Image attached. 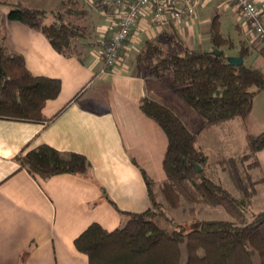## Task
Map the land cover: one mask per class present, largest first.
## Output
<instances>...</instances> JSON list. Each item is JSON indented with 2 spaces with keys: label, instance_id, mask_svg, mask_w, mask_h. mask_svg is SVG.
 <instances>
[{
  "label": "crops",
  "instance_id": "crops-1",
  "mask_svg": "<svg viewBox=\"0 0 264 264\" xmlns=\"http://www.w3.org/2000/svg\"><path fill=\"white\" fill-rule=\"evenodd\" d=\"M7 1L52 9L45 0ZM53 1L58 8L60 0ZM255 1L260 6L264 3ZM84 2L89 11L80 20H85L94 34L77 41L78 55L56 51L43 34L22 22L8 20L7 6L1 8L8 47L23 56L32 74L58 78L61 86L55 98L34 111L32 120L0 118V264H88L87 256L74 246L77 235L92 222L112 230L120 224L119 211L148 208V189L140 168L153 180L154 196L160 194L167 137L160 125L140 109L141 98L170 106L186 125L193 119L195 126L189 124V129H195L200 120L172 87L139 75L134 54L146 38L164 36L174 27L186 48H207L209 21L217 13L221 20L224 11L232 12L236 21V39L221 30L232 40L231 50L236 52L240 40L251 45L254 38L239 12L223 5L222 0H209L197 9L191 22L159 27L140 20L126 42L121 62L105 72L101 42L110 34L113 15L109 9H102L98 0ZM243 62L264 73V56L257 50L251 49ZM258 100L264 107V92L254 97L247 119L229 121L198 134V145L209 162L218 153H240L246 131L258 133L264 129V110L256 115ZM41 144L82 154L90 168L84 175L33 176L20 168L16 156ZM257 159L259 168L253 176L263 180L255 185L252 207L263 210L264 149L257 153Z\"/></svg>",
  "mask_w": 264,
  "mask_h": 264
},
{
  "label": "trees",
  "instance_id": "trees-1",
  "mask_svg": "<svg viewBox=\"0 0 264 264\" xmlns=\"http://www.w3.org/2000/svg\"><path fill=\"white\" fill-rule=\"evenodd\" d=\"M75 2L60 0L58 8L47 10L0 0V118L32 120L34 111L55 98L61 86L58 78L32 74L23 56L8 47L2 6L8 7V20L40 32L56 51L78 55L77 41L89 37L90 30L80 21L84 9L73 7ZM99 6L108 9L102 2ZM170 29L164 36L142 42L134 54L135 67L141 77L172 87L177 97L197 113L199 126L189 129L170 106L146 96L139 107L167 137L160 193L170 208L188 204L191 220L175 222L165 213L151 191L153 180L140 168L148 189V208L119 211L120 224L112 230L90 223L74 238V246L87 256L88 264H264V209L252 207L255 185L263 180L255 179L253 170L259 168L257 153L264 149V129L258 133L246 131L240 154L218 155L215 160L236 194L206 173L208 155L197 141L201 131L247 119L254 97L264 92V73L244 62H228L230 54L226 50L234 45L221 32L218 13L209 21L207 48H186L175 28ZM109 39L110 34L101 42L103 49ZM164 39L167 48L161 44ZM251 49L264 56V45L257 38L251 45L240 40L235 55L245 59ZM16 160L20 168L43 178L62 173L84 175L90 168L84 155L47 144L19 153ZM197 206L222 207L231 219H199Z\"/></svg>",
  "mask_w": 264,
  "mask_h": 264
},
{
  "label": "built area",
  "instance_id": "built-area-1",
  "mask_svg": "<svg viewBox=\"0 0 264 264\" xmlns=\"http://www.w3.org/2000/svg\"><path fill=\"white\" fill-rule=\"evenodd\" d=\"M209 0H102L113 15L110 39L102 51L103 71H112L123 59L126 42L140 20L159 27L192 21L197 9ZM244 19L254 38L264 45V3L255 0H222Z\"/></svg>",
  "mask_w": 264,
  "mask_h": 264
},
{
  "label": "rangeland",
  "instance_id": "rangeland-1",
  "mask_svg": "<svg viewBox=\"0 0 264 264\" xmlns=\"http://www.w3.org/2000/svg\"><path fill=\"white\" fill-rule=\"evenodd\" d=\"M45 2L47 3V5H48L49 8H52V9L55 8L56 9L57 5H54L55 2L53 0H45ZM72 6L75 7L76 9H80V10L84 9L85 13L86 12L88 13V11H89L88 10L89 7L84 2V0H77V2H75V3L72 4ZM7 9H8V7H7ZM196 13H197V11H196ZM222 14H223V16H222V18L220 20L221 21V30H222V32L225 35H228L231 38L236 39V32H235V23H236V21L234 20V15L230 11H224ZM80 21L82 23H85L86 24V21L85 20H82L81 19ZM89 30H90L91 35H93L94 34V31H91L90 28H89ZM162 39L163 38H161V40ZM161 44H162V46L164 48H167V46H168L166 39H164L163 41H161ZM75 50H77V52L80 53V50L78 48L76 49V46H75ZM226 51L230 55L231 54H235V50H226ZM255 108H256V115H260L261 112L264 110L263 101L262 100H258V102H256ZM193 121H194L193 119H191L190 121H187L188 122L187 123L188 125L189 124H192V125H190L191 128H194L192 126H195V123H196V122H193ZM188 125H186V126L188 128H190ZM198 126H196V128ZM240 153H238V154H240ZM218 155H223V154L218 153L216 155V157L213 160H211L212 162H209L208 161V165L206 166V173L213 180L221 182L225 187H227L229 190H231L232 192H234L236 194V191L234 190V187L232 186V184H231L230 180L228 179L227 175L225 173H222L220 171L219 167L215 164V160H216V158H217ZM223 156L224 157H228V156H225V155H223ZM253 172H254V170H253ZM155 198H156V200L158 202H160V204L162 206V209L165 211V213L170 218H172L175 222L188 223L191 220V217H190V215L188 214V212L186 210V208L189 206L188 204H186L184 208L174 209V208H170L167 205V203L164 201V198L161 195V193L160 194L159 193L156 194ZM197 208L199 209L198 214H197V218H199V219H207V218L231 219V217L224 211V209L222 207H207V206H201L200 207V206H197ZM181 245L183 247V241H182Z\"/></svg>",
  "mask_w": 264,
  "mask_h": 264
},
{
  "label": "water",
  "instance_id": "water-1",
  "mask_svg": "<svg viewBox=\"0 0 264 264\" xmlns=\"http://www.w3.org/2000/svg\"><path fill=\"white\" fill-rule=\"evenodd\" d=\"M216 53L219 54V51H217ZM227 60H228V62H230L233 65H240L243 63V58L239 57V56L230 55V56H228Z\"/></svg>",
  "mask_w": 264,
  "mask_h": 264
}]
</instances>
